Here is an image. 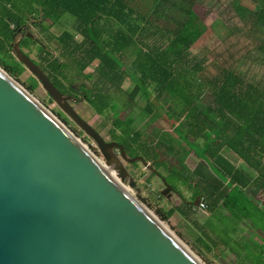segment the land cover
Listing matches in <instances>:
<instances>
[{
  "label": "trees",
  "instance_id": "obj_1",
  "mask_svg": "<svg viewBox=\"0 0 264 264\" xmlns=\"http://www.w3.org/2000/svg\"><path fill=\"white\" fill-rule=\"evenodd\" d=\"M198 1L0 0V66L17 80L26 70L15 57L11 44L28 14L48 19L52 24L66 14L73 16L77 23L75 31H65L56 41L81 75L98 60L94 72L87 75L93 79L88 91L89 103L100 117L112 113L113 128L109 131L112 140L124 145L131 158L148 154L156 171L166 167L154 139L149 145L143 142V131L134 126L135 117L130 114L122 117L123 112L134 110L138 96L143 97L146 104L140 115L179 122L177 137L162 132L165 135L158 139L161 147L174 154L179 140H184L191 151L204 159L190 173L185 161L180 159L181 167L170 170L177 177L176 182L180 177L184 185L194 184L195 194L202 193L214 205L219 206L222 201L220 207L230 211L239 222L255 218L258 213L264 222V201L257 206L253 200L255 215L241 204L243 197L246 203H252L248 190L264 194V34L257 35L255 50L245 55L244 60L239 58L232 66L217 65L192 51L203 31V23L193 9ZM257 1L259 4L254 9L239 0H234L232 7L254 29L259 24L264 26V0ZM78 33L81 40L76 39ZM37 39L24 36L21 50L56 86L71 91V84L60 80L65 65ZM34 52L38 60L32 58ZM130 53L133 59L127 66L123 58ZM247 61L259 67L260 72L253 74L245 67ZM210 64L218 67L216 73L204 75ZM125 79L132 81V88L123 98ZM39 85L32 76L27 89L34 92ZM63 120L68 122L65 116ZM226 150L233 152L242 164L230 161L224 154ZM172 187L182 195L178 186ZM183 204L187 203L183 201ZM187 208L196 209L191 203ZM174 211L158 209L157 214L167 221ZM209 222V229L226 246L236 242L233 236L221 234L220 228Z\"/></svg>",
  "mask_w": 264,
  "mask_h": 264
},
{
  "label": "water",
  "instance_id": "obj_2",
  "mask_svg": "<svg viewBox=\"0 0 264 264\" xmlns=\"http://www.w3.org/2000/svg\"><path fill=\"white\" fill-rule=\"evenodd\" d=\"M23 37L11 44L15 57L106 165L0 67V264H204L105 167L125 178L124 161L153 165L83 119L73 97L21 50ZM163 182L170 198L173 187Z\"/></svg>",
  "mask_w": 264,
  "mask_h": 264
},
{
  "label": "rangeland",
  "instance_id": "obj_3",
  "mask_svg": "<svg viewBox=\"0 0 264 264\" xmlns=\"http://www.w3.org/2000/svg\"><path fill=\"white\" fill-rule=\"evenodd\" d=\"M239 1L250 9H254L256 5L259 4L257 0ZM233 2L234 0H199L193 6L194 12L200 19V22L203 23V31L202 35H200L193 45L192 51L198 53L200 56L207 57V59L215 62L217 65L232 66L239 58L240 60H244L245 55L248 53L251 54L255 50L254 46L257 43V35L264 34L263 25L259 24L254 29L250 27L249 21L243 22L234 13L232 9ZM44 25L42 31L37 30L34 32L35 36L41 40L47 50L51 51L53 55L59 58L60 62L65 65L62 75L60 76L61 82L66 84H77L76 80H78V76L81 74L78 73V69L75 67L71 57L63 53L62 47L56 41V37L60 36L65 31H75L77 25L75 18L66 14L57 23L52 24V21L47 20ZM20 37L21 34H17L15 41ZM76 39L81 40L82 36L78 33ZM32 58L38 60V56L35 52L32 53ZM132 59V54L130 53L125 55L123 61L128 66ZM251 61H247L245 67H249L251 72L256 75L261 69L251 63ZM98 63V60L95 61L85 72L87 74L93 73ZM217 68V66L210 64L204 75L213 76ZM32 76L30 71L26 69L18 80L15 78L13 79L31 93L33 97L79 139L97 159L106 165V160L95 141L86 134L81 133V128L72 121L65 122L63 120L64 115L61 113L59 106L53 99L51 100V97L41 84L34 92H30L27 89V84L30 83V78ZM84 81L88 87L91 88L93 79L85 78ZM122 88L123 93L121 94L124 98L125 93L132 88V81L130 79H125ZM79 101H81V103L72 104L79 115L93 125L94 128H97L106 141H113L111 133L109 132L113 128L112 113L108 112L105 116L100 117L89 104L83 102L82 99ZM145 104L146 100L138 96L134 102V110L123 112L122 117L124 118L129 114L135 117L134 126L143 131V142L149 145L150 140H152V138L154 139L155 143H157L156 147L160 154V160L166 161V167H162L160 172L156 171L153 167L155 172L145 167L140 161H138L137 164H130L124 161L127 170V176L125 178H122L118 171L113 170L114 176L119 183L145 208L155 215L169 231L204 264H264V222L263 216L260 213H258L255 218H247L239 222V219L233 218L231 212L226 209L216 212L212 216L199 209L190 210L187 208L190 203L196 201V198L200 196L194 198L196 193L194 184L191 187L189 183L184 185V182L180 181V177H178L179 182H176L177 177L175 178L174 175H171L170 170L174 166L179 169L181 167L179 160L183 159L187 166V173H190V171L195 169L199 164L204 163V159L199 153L191 151L184 140H179L178 149L175 150L176 153L174 154H169L167 150L163 149L160 144L161 141L159 142L158 140H161L165 135V133L162 132H167L171 136L177 137L175 131L179 129V122L175 119L167 120L162 117L156 119H153L151 116L143 117L140 113ZM168 105L169 103H167L166 106ZM199 143L202 145V139L199 140ZM116 152L118 153L119 151L116 150ZM224 154L236 157V155L229 150H226ZM146 155L148 157V154ZM146 155L144 154L142 157L146 159L149 165H153L150 161L151 158H147ZM152 172H155L156 175L152 176ZM183 175L186 174L183 173ZM164 178L168 184L178 186V190L182 192V195H178V193L174 191H171L170 198L162 195V192H165L166 188L163 182ZM195 179L196 178H192L190 180ZM247 193L250 196L248 199L249 201L252 200V203H248V201L246 203V198L243 197L241 204L242 206H246L252 215H255L256 210L253 203L255 201V205H257V203L258 205H262L264 194L254 190H248ZM181 197H183V199ZM183 201L187 204H183ZM158 209H163L166 212L170 209H174L175 211L169 220L163 221L157 214ZM208 221L216 227H219L222 231L221 234H228L235 238L236 242L227 245L229 248L232 247L233 250H230L231 248L229 249L209 229L210 224L207 223ZM261 230H263V232Z\"/></svg>",
  "mask_w": 264,
  "mask_h": 264
},
{
  "label": "flooded vegetation",
  "instance_id": "obj_4",
  "mask_svg": "<svg viewBox=\"0 0 264 264\" xmlns=\"http://www.w3.org/2000/svg\"><path fill=\"white\" fill-rule=\"evenodd\" d=\"M48 19L42 18L40 19L38 16H36L35 14H28L27 15V19L26 22L23 23L19 28H17V34H23L24 36H28L30 38L33 39H37L38 37L35 36L34 32L37 30L42 31L43 27L45 26L44 23L47 21ZM31 35H33L34 37H31ZM38 43L42 44L43 43L40 41V39L38 38ZM44 46V45H43ZM79 75V74H78ZM87 73L85 72L84 74H82V76H78V80H76L77 84H71L72 90L70 91L67 88H63L62 85L56 86L63 94L65 95H70L73 97L72 100H69V103L72 104H79L81 103V101H79L82 97L84 98L83 102L87 103L90 105L89 103V96H88V91H89V87L88 85L85 83L84 79L87 78ZM50 78V77H49ZM51 80V79H50ZM53 83H55L53 80H51ZM73 106V105H72ZM60 108V107H59ZM61 113L68 118V121H72L74 124H76L73 120H71L60 108ZM93 126V125H92ZM97 130V128H95ZM83 134H86L82 129L80 130ZM98 131V130H97ZM99 132V131H98ZM116 142V141H115ZM119 151V150H118ZM174 191V190H173Z\"/></svg>",
  "mask_w": 264,
  "mask_h": 264
},
{
  "label": "crops",
  "instance_id": "obj_5",
  "mask_svg": "<svg viewBox=\"0 0 264 264\" xmlns=\"http://www.w3.org/2000/svg\"><path fill=\"white\" fill-rule=\"evenodd\" d=\"M230 161H232L233 163H235V164H237V165H241L242 164V162H241V160L236 156V157H231V155H225ZM195 197L194 198H196L197 196H200V197H197L196 198V201L198 202L199 200V198H200V201H199V203L201 202V201H205L206 202V204H207V208L205 209V210H202V211H204V212H207L208 213V215H212L213 216V214L214 213H216V212H219V211H221V210H223V209H225V208H221L220 206H222L223 204H222V201L219 203V206H217V205H214V203L213 202H211V201H209L208 199H205V197H204V195L202 194V193H200V194H195L194 195ZM196 201H194V202H196ZM193 202V203H194ZM193 203H191V204H193ZM196 209H199V207H196ZM199 210H201V209H199ZM211 212V213H210ZM210 220V219H209Z\"/></svg>",
  "mask_w": 264,
  "mask_h": 264
},
{
  "label": "built area",
  "instance_id": "obj_6",
  "mask_svg": "<svg viewBox=\"0 0 264 264\" xmlns=\"http://www.w3.org/2000/svg\"><path fill=\"white\" fill-rule=\"evenodd\" d=\"M201 210H205L207 208V204L205 201H201L198 206Z\"/></svg>",
  "mask_w": 264,
  "mask_h": 264
},
{
  "label": "bare ground",
  "instance_id": "obj_7",
  "mask_svg": "<svg viewBox=\"0 0 264 264\" xmlns=\"http://www.w3.org/2000/svg\"><path fill=\"white\" fill-rule=\"evenodd\" d=\"M106 167V169L114 176V172L112 171V170H110V169H108V167L107 166H105ZM116 178V177H115ZM117 179V178H116Z\"/></svg>",
  "mask_w": 264,
  "mask_h": 264
}]
</instances>
